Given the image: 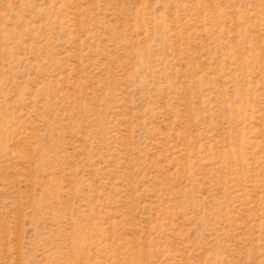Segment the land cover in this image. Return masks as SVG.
Masks as SVG:
<instances>
[{
	"label": "rangeland",
	"instance_id": "374dc122",
	"mask_svg": "<svg viewBox=\"0 0 264 264\" xmlns=\"http://www.w3.org/2000/svg\"><path fill=\"white\" fill-rule=\"evenodd\" d=\"M0 264H264V0H0Z\"/></svg>",
	"mask_w": 264,
	"mask_h": 264
}]
</instances>
